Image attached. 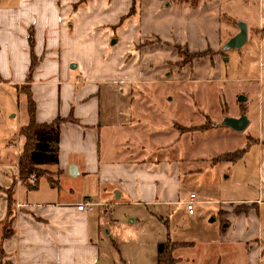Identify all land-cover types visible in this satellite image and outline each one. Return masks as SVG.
<instances>
[{
    "label": "rangeland",
    "instance_id": "1",
    "mask_svg": "<svg viewBox=\"0 0 264 264\" xmlns=\"http://www.w3.org/2000/svg\"><path fill=\"white\" fill-rule=\"evenodd\" d=\"M10 1L0 0V4ZM115 1L61 0L62 7L68 6L72 13L79 14L80 20H85L84 26L91 23L89 13L86 16L83 10L96 13L101 8L102 14L107 15L116 8ZM146 1L130 0L116 24V17H110L99 28L94 27L97 33L112 34L106 48L81 42L77 36L76 42L54 51L61 62L70 57L67 65L78 76L91 73L100 78L99 73H103L113 78L133 71L154 75L156 78L142 80L141 84L132 83L133 97L141 99L144 107L150 106L157 117L152 118L157 124L148 116L143 119V127L155 129L159 140L154 148L142 145L143 156L159 170H164L165 164H178L179 168L174 184L180 190L179 201L184 200L181 203L161 204L162 192L145 196L137 191H123L115 200L120 191L111 193V189H106L105 203L109 204L103 205L105 216L100 215L101 264H157V247L164 242L174 248L176 264H264V70L259 66L264 60V0H198L196 6L212 3L220 8L218 46L192 53L174 44L167 55L163 54L167 46L163 41L147 43L149 38L143 32L139 37L147 42L131 51L122 47V42L115 44L119 25L130 17L137 16L139 20L146 14L140 9V3ZM69 17L68 25L73 21L72 15ZM240 23L246 27V42L238 49L225 48L238 33ZM151 45V50L146 48ZM124 51H138L136 64L129 58L124 64L117 60ZM12 91L0 88V161H15L16 177L21 180L18 159L23 140H12L13 149L7 147V142L18 124L27 122L26 98L19 93L23 90ZM242 115L249 121L243 132L221 125L226 117ZM153 167L145 168L153 172ZM28 180L36 183L33 175ZM70 181L76 195L91 189L88 182ZM38 190L37 198L41 200H51L49 194L56 193L51 192L46 177L39 178ZM191 193L196 195L193 216L187 214L184 206ZM145 198H154V202L144 203ZM96 209L93 212L97 221ZM244 217L249 220L244 224L250 237L236 241L231 234L236 233ZM250 222L254 223L253 228ZM2 228L3 233L7 231V222L0 225V236ZM0 263L8 264L4 255H0Z\"/></svg>",
    "mask_w": 264,
    "mask_h": 264
},
{
    "label": "crops",
    "instance_id": "2",
    "mask_svg": "<svg viewBox=\"0 0 264 264\" xmlns=\"http://www.w3.org/2000/svg\"><path fill=\"white\" fill-rule=\"evenodd\" d=\"M62 4L61 0H11L0 4V88L7 87L13 92L15 89L21 91L20 88L25 86L31 64L29 39L32 33L37 65L29 90L35 103L36 123L49 124L68 117L77 121L60 125L58 163L43 167L50 176L52 184L47 181L52 187L51 192H56L49 194L51 200L37 198L39 180L31 184L29 180L17 179L15 161H0V187L8 189L14 184L15 188L13 234L2 243L8 264H101L100 215L105 216L103 205L109 204L105 203L106 189H111V193L116 189L120 191L115 200L120 199L123 191H137L145 196L164 193L159 201L164 205L184 201H179L180 190L174 184V178L179 175L178 164H165L166 168L159 170L157 166L153 167V161L143 156L142 145L154 148L153 144L159 141L155 129L143 127V119L148 116L154 123L152 118L156 114L147 104L145 107L140 104L141 99L133 97L132 83L141 84L142 80L156 77L134 71L128 76L119 74L113 78L103 73H99L100 78L92 77L91 73L78 76L67 65L70 57L61 62L62 58H56L54 52L76 42L77 36L81 42L106 48L112 34L106 36L95 30L110 17H116L113 20L116 24L127 11L130 0H116L113 2V8H116L107 15L102 14L101 8L96 13L83 10L86 16L89 13L91 23L85 26V20H80L79 14L72 13ZM211 4L192 7L171 0L142 2L140 9L147 13L139 14V20L133 16L120 24L115 44L122 42V47L131 51L147 42L146 38L139 37L143 32L149 38L147 43L161 40L167 45L163 48L165 55L174 44L184 46L192 53L207 46L216 48L221 16L218 5ZM103 6L105 10L106 3ZM70 15L73 21L68 25ZM153 46L146 48L151 50ZM138 54V51L134 54L124 51L117 60L124 64L129 58L136 64ZM1 92L8 93L6 89ZM19 93L25 96L23 92ZM25 125L18 124L13 138L7 142L9 149L14 147L12 140L22 139L18 132ZM146 166L153 167L154 171L147 170ZM72 179L90 183L91 189L76 195L71 189ZM7 201V196L0 192V224L6 214ZM85 201L97 208V221L94 209L77 210L76 206ZM144 201L153 203L154 198ZM245 221L249 220L241 219L239 229L231 234L234 235L231 238L248 240L250 235L246 234ZM249 225L254 227L252 222Z\"/></svg>",
    "mask_w": 264,
    "mask_h": 264
},
{
    "label": "trees",
    "instance_id": "3",
    "mask_svg": "<svg viewBox=\"0 0 264 264\" xmlns=\"http://www.w3.org/2000/svg\"><path fill=\"white\" fill-rule=\"evenodd\" d=\"M135 3L136 0H133ZM181 2L188 3L191 6H196L198 0H180ZM208 1V0H199ZM197 3V4H196ZM30 55L31 64L28 75L26 77V84L20 89L23 90L26 96L27 103V115L28 123L19 128L18 136L23 139L22 151L19 155V176L22 181H27L30 176H34L35 181L40 177H46L50 182V176L43 170V167L49 165H55L58 163L57 145L59 140V127L66 122L76 123L77 121L68 118L55 119L49 124H37L35 121V103L32 99L31 92L29 90V84L31 82L32 73L37 65V59L33 54V38L30 34ZM193 58V57H192ZM51 183V182H50ZM52 184V183H51ZM14 184L8 189L0 187V191L7 196V209L4 219L0 225H4L7 222V231L2 228V234L0 236V255L6 254L2 248V241L10 237L13 234L12 223L15 217V198H14ZM170 243H160L157 247V264H176V260L173 258L172 251L174 248L169 247ZM2 264V263H0Z\"/></svg>",
    "mask_w": 264,
    "mask_h": 264
},
{
    "label": "water",
    "instance_id": "4",
    "mask_svg": "<svg viewBox=\"0 0 264 264\" xmlns=\"http://www.w3.org/2000/svg\"><path fill=\"white\" fill-rule=\"evenodd\" d=\"M238 27H239L238 33L234 35L231 39H229V41L224 46L225 48L238 49L246 42L247 31L245 25L243 23H240ZM239 100L241 101L244 99L240 98ZM248 124L249 121L244 115L240 116L239 118L226 117L223 119V122L221 123L222 126H225L236 132H243L248 126Z\"/></svg>",
    "mask_w": 264,
    "mask_h": 264
},
{
    "label": "built area",
    "instance_id": "5",
    "mask_svg": "<svg viewBox=\"0 0 264 264\" xmlns=\"http://www.w3.org/2000/svg\"><path fill=\"white\" fill-rule=\"evenodd\" d=\"M260 69H263L264 70V60H260ZM31 183L34 182L33 178H31L30 180ZM195 194H190L189 195V199L184 203V206H185V209L187 211L188 214L192 215L194 213V203H195ZM94 207V204L88 202V201H85L81 204H78L76 206L77 210L78 211H84V210H92ZM108 208V205H106V209Z\"/></svg>",
    "mask_w": 264,
    "mask_h": 264
}]
</instances>
